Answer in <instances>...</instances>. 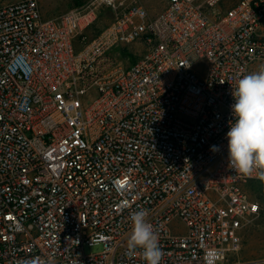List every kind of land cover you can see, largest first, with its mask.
<instances>
[{"label": "built area", "instance_id": "built-area-1", "mask_svg": "<svg viewBox=\"0 0 264 264\" xmlns=\"http://www.w3.org/2000/svg\"><path fill=\"white\" fill-rule=\"evenodd\" d=\"M95 20L0 6V264H146L127 254L142 208L161 264H264L232 261L263 209L226 138L232 86L264 64V0L135 4L77 49Z\"/></svg>", "mask_w": 264, "mask_h": 264}, {"label": "clouds", "instance_id": "clouds-1", "mask_svg": "<svg viewBox=\"0 0 264 264\" xmlns=\"http://www.w3.org/2000/svg\"><path fill=\"white\" fill-rule=\"evenodd\" d=\"M232 97L231 110L235 119L230 122L226 134L229 164L235 172L245 176L255 173L264 181V64L236 81L235 87L232 86ZM212 150L218 148L213 146ZM129 220L127 254L134 255L139 249L146 264H161L163 252L159 247L158 233L148 221V210L142 208L131 212ZM26 264H52V258L42 262L36 257Z\"/></svg>", "mask_w": 264, "mask_h": 264}, {"label": "rangeland", "instance_id": "rangeland-1", "mask_svg": "<svg viewBox=\"0 0 264 264\" xmlns=\"http://www.w3.org/2000/svg\"><path fill=\"white\" fill-rule=\"evenodd\" d=\"M20 0H0V6L14 3ZM42 15L44 18H52L74 9L93 8L96 12V20L93 25L77 35L75 42L77 49L82 44L95 38L102 30H104L115 18L121 15L126 9L132 5H142L147 9L151 16L156 15L165 8V0H114L111 6L108 3H101L100 0H39ZM145 51L138 45H134L132 49L127 51L125 65L132 64L136 57H139ZM246 190L252 198L258 200L262 207L260 217L255 220L247 228L243 235V248L232 261L249 262L264 259V181L251 182ZM173 232H184V225L175 222L172 226ZM103 250L102 245L86 247V254H98Z\"/></svg>", "mask_w": 264, "mask_h": 264}, {"label": "trees", "instance_id": "trees-1", "mask_svg": "<svg viewBox=\"0 0 264 264\" xmlns=\"http://www.w3.org/2000/svg\"><path fill=\"white\" fill-rule=\"evenodd\" d=\"M127 51H128V50H124V53H123L124 56H127ZM134 62H135V60H134Z\"/></svg>", "mask_w": 264, "mask_h": 264}]
</instances>
